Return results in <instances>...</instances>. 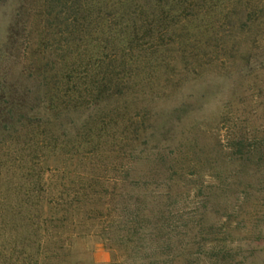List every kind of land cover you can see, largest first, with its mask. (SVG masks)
Segmentation results:
<instances>
[{
    "label": "rangeland",
    "instance_id": "rangeland-1",
    "mask_svg": "<svg viewBox=\"0 0 264 264\" xmlns=\"http://www.w3.org/2000/svg\"><path fill=\"white\" fill-rule=\"evenodd\" d=\"M39 242L264 264V0H0V264Z\"/></svg>",
    "mask_w": 264,
    "mask_h": 264
},
{
    "label": "trees",
    "instance_id": "trees-1",
    "mask_svg": "<svg viewBox=\"0 0 264 264\" xmlns=\"http://www.w3.org/2000/svg\"><path fill=\"white\" fill-rule=\"evenodd\" d=\"M50 245L51 244H48V243L41 244L40 242L37 243L36 245L35 244L31 245L30 243L22 244L23 251H24V254H25L24 255V258H23V263L24 264H44V263H46V262L41 263V261L39 260V258H36V255H38V254L41 255L43 253H48V255H49V253L52 252V250H50V248H49ZM31 248L35 252L33 255H29L31 252H27ZM37 257H39V256H37ZM45 258L46 257H43V259H45Z\"/></svg>",
    "mask_w": 264,
    "mask_h": 264
}]
</instances>
